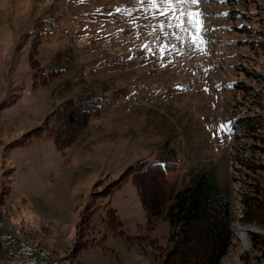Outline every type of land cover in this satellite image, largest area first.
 I'll list each match as a JSON object with an SVG mask.
<instances>
[{
  "label": "rangeland",
  "instance_id": "374dc122",
  "mask_svg": "<svg viewBox=\"0 0 264 264\" xmlns=\"http://www.w3.org/2000/svg\"><path fill=\"white\" fill-rule=\"evenodd\" d=\"M204 4L0 0L5 232L58 264H161L170 227L148 222L133 174L173 152L177 167L150 182L167 196L214 177L231 204L219 264H264V213L240 219L249 185L264 187L247 169L264 164V0ZM181 10L195 24L177 26ZM94 97L101 111L84 114ZM62 107L64 146L39 133Z\"/></svg>",
  "mask_w": 264,
  "mask_h": 264
},
{
  "label": "trees",
  "instance_id": "16d2710c",
  "mask_svg": "<svg viewBox=\"0 0 264 264\" xmlns=\"http://www.w3.org/2000/svg\"><path fill=\"white\" fill-rule=\"evenodd\" d=\"M84 101L87 102L84 114L94 116L101 111L100 98ZM51 117L52 122L40 127L39 133L41 135L45 131L56 144L64 146L68 139L67 126L74 122L73 117L65 116L63 107L52 113ZM167 156L172 157V161ZM177 163L175 154L166 152L158 159L134 169L133 174V182L139 191L148 222L162 219L170 227L169 242L172 246L161 264H219L227 253L232 236L229 196L217 180L207 173L201 174L193 186L163 196L160 189L165 182V174L175 169ZM247 169L264 172V164L247 166ZM147 176H158L163 183L150 182ZM258 180L257 184L249 185L250 194L240 199L244 211L240 217L243 223L258 219L259 216L254 215L257 210L264 213V200L260 201V195L264 198V187ZM151 188L155 191H150ZM260 217L258 220L264 224V214Z\"/></svg>",
  "mask_w": 264,
  "mask_h": 264
},
{
  "label": "built area",
  "instance_id": "2783aa9c",
  "mask_svg": "<svg viewBox=\"0 0 264 264\" xmlns=\"http://www.w3.org/2000/svg\"><path fill=\"white\" fill-rule=\"evenodd\" d=\"M0 264H50L45 256L29 253V245H17L13 236L0 229Z\"/></svg>",
  "mask_w": 264,
  "mask_h": 264
},
{
  "label": "bare ground",
  "instance_id": "6f19581e",
  "mask_svg": "<svg viewBox=\"0 0 264 264\" xmlns=\"http://www.w3.org/2000/svg\"><path fill=\"white\" fill-rule=\"evenodd\" d=\"M209 1L214 2V1H217V0H201V2H200L201 5H200V6H203L204 3H207V2H209ZM189 5H190V3L187 4V6H189ZM204 5H205V4H204ZM204 7H205V6H204ZM0 229L3 230L2 225H0ZM243 231H244V232H243V234H242V240H243V242L247 245V240H246V238H245V236H244L245 231H247V229H246V230L244 229ZM251 231L257 233V230H254V229L251 230ZM6 235H8V236H13L14 239H15V241H16V243H17V245H29V253L40 254L41 256H45L46 258H48L49 261H50V264H58V262H57L56 260L51 259V258L49 257V255H48L47 253H45L42 249H40V248H38V247H36V246H34V245H31V244H29V243H27V242H24V241H22V240H19V239H17L14 235H12V234H10V233H7V232H6Z\"/></svg>",
  "mask_w": 264,
  "mask_h": 264
},
{
  "label": "snow or ice",
  "instance_id": "6c2138e0",
  "mask_svg": "<svg viewBox=\"0 0 264 264\" xmlns=\"http://www.w3.org/2000/svg\"><path fill=\"white\" fill-rule=\"evenodd\" d=\"M155 2H156V0H153V4L154 5H155ZM162 2L166 3L169 6H171L173 4V0H162ZM200 2H201V0H176L177 4H189L190 3V4H193V5H196V4H199ZM169 11H175V9L172 8V7H169L165 11L161 12L160 14L161 15H168ZM185 14L189 17L187 22L189 24H195L194 20L192 19L194 14L192 12L185 13L183 10H181L180 11V15L177 17V20L179 21L177 26H182L183 21L180 20V17H183ZM196 15H198V13ZM200 30L201 31L203 30L202 27H201ZM221 128H223V126H221Z\"/></svg>",
  "mask_w": 264,
  "mask_h": 264
},
{
  "label": "water",
  "instance_id": "95a60500",
  "mask_svg": "<svg viewBox=\"0 0 264 264\" xmlns=\"http://www.w3.org/2000/svg\"><path fill=\"white\" fill-rule=\"evenodd\" d=\"M248 232H251V233H256V232H253V231H251V230H248Z\"/></svg>",
  "mask_w": 264,
  "mask_h": 264
}]
</instances>
